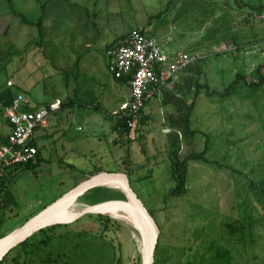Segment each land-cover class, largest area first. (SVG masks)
I'll return each instance as SVG.
<instances>
[{
    "label": "rangeland",
    "instance_id": "rangeland-1",
    "mask_svg": "<svg viewBox=\"0 0 264 264\" xmlns=\"http://www.w3.org/2000/svg\"><path fill=\"white\" fill-rule=\"evenodd\" d=\"M11 1L16 12L36 21L46 0ZM169 1L50 0L44 4L39 42L36 28L23 25L9 3L0 0V88L9 82L11 91L22 93L30 105L53 103L63 111L45 118L58 130L48 133L55 134L53 138L38 137V163L18 169L6 184L0 235L19 228L94 169L125 173L123 159L128 153L131 188L152 214L159 232L154 264H219L218 248L229 252L228 264H264L263 221L251 239L230 233L237 224V205L245 197L253 201L250 181L264 177V86L255 96H248L243 87L231 98L198 95L192 128L210 137L206 157L213 163H190L187 193L182 198L164 203V195L173 187L166 118L176 111L162 104V94L149 99L143 110L147 124L139 132L135 126L125 146L112 143L116 139L110 131L111 115L129 93L106 71L103 40L105 51L106 45L141 27L157 38L167 55L197 53L201 59L194 63L193 72L179 73L174 82L184 86L191 77L192 82L208 84L211 91L222 92L237 73L249 82L259 65L264 68V11L252 14L247 7H234L233 0H172L167 6ZM243 2L264 5V0ZM81 55L77 71L73 57ZM69 72L78 73V87L75 104L67 109ZM193 92L187 102L192 101ZM140 133L143 137L134 140ZM204 141L198 135L189 145L183 142L181 156L200 152ZM81 170L84 175L77 172ZM92 199L104 198L86 195L59 216L68 217L71 209L84 204L93 206ZM252 205L256 208L253 218L263 219L261 205L255 200ZM54 227L56 237L46 246L19 259L11 253L3 264H141L140 237L111 215H84Z\"/></svg>",
    "mask_w": 264,
    "mask_h": 264
},
{
    "label": "trees",
    "instance_id": "trees-1",
    "mask_svg": "<svg viewBox=\"0 0 264 264\" xmlns=\"http://www.w3.org/2000/svg\"><path fill=\"white\" fill-rule=\"evenodd\" d=\"M9 3L10 11L16 15L23 25L36 28L37 36L39 42L42 39L43 36V12L45 10L44 4L49 2L50 0H46L42 8V15L38 17L36 21L28 18L27 16H24L21 13L16 12V10L13 7L11 0H6ZM172 0H170L167 3V6L170 5ZM234 7L237 8H245L247 7L252 14H261L262 11H264V5L259 4L258 6H253L247 3H244L243 0H233ZM124 37L121 36L118 39H115L108 45H106L105 50L113 49L114 47L118 46ZM264 41V40H262ZM200 61V60H199ZM198 62V61H197ZM196 63V62H195ZM194 63L190 64L186 69H184L181 73L184 72H193ZM263 65H259L255 71L252 73L253 78L252 80L247 82L246 76L241 75L237 73L235 75V79L222 91H211L208 87V84H199L197 81L192 82L191 77L187 81L186 85H182L179 82H174L171 89H161L159 91L160 94H162V104L164 106H172L176 114L175 115H169L166 118L167 122V128L169 131L165 133V136L167 138L166 148H167V160L169 165V173H170V180L173 183V187H171L167 194L164 195V203L172 198H182L187 193V177H188V169L190 163H203V164H211V162L207 157V153L209 151V143H210V137L205 134L204 132L192 128V115L195 107V100L198 97L199 94L204 93L206 97H212V96H219L221 99L225 98H231L234 97L237 93L240 87L246 88L248 96H255L257 91L261 89V87L264 86V71ZM250 76V77H252ZM116 83L126 85V79H117L114 80ZM191 90H194L192 101L187 102V97L191 94ZM10 87L5 86L4 88H0V101L1 103L6 106L9 104V102L12 100V98L15 96ZM157 96V92L154 93L153 97ZM74 99H70L71 105H74ZM149 101L146 102V104ZM68 104V105H69ZM91 104V103H88ZM145 104V106H146ZM45 106L44 104H42ZM40 106H36L35 108H30L29 106L25 107L26 111L34 112L38 110ZM143 110L144 108L140 109L137 115L134 117H131V120L134 122V127L137 126L138 129L136 130L139 132L146 124L148 117L143 116ZM0 117L1 111H0ZM113 118V125L110 127V131L115 135L114 141H112L113 144L120 143L122 146L128 142L127 139L131 133L130 128L127 127V117L121 116L120 114H114L111 115ZM6 122V121H5ZM203 136L205 138L203 149L200 152L190 151L184 156H181L180 149L182 143H186L189 145L191 141L195 139L196 136ZM143 137V133H140L138 137L134 138V140H139ZM5 141L2 143L4 144ZM130 142V141H129ZM33 144L37 146L36 140L33 141ZM38 148V147H37ZM37 154L35 156L34 162H28L25 164H20L17 166L12 167V171H8V174L5 178L2 179L0 182V212H3L5 208H2V205L4 203V200L1 198L2 194L6 191V184L9 181L13 180V174L18 170H26L31 167H33L35 164L38 163V156H39V149H37ZM128 152V150L126 151ZM129 154L126 153V156L123 159V165L125 166L124 172L127 175L128 179L130 178V170L132 167V163L129 160ZM131 166V167H130ZM10 169V170H11ZM102 169H94L89 172V175L97 174L99 172H102ZM81 175L83 174V171L79 172ZM147 176H144L143 178H146ZM142 178V179H143ZM248 191L252 195L253 201L257 202L259 205H261V209L263 211V219H254L253 213L256 208L252 205L253 201L245 197L240 204L237 205V224L234 227H231V234H235L236 236H239L241 238H252L254 237V230L256 227L260 225V222H264V177L260 180H257L256 182L250 181V184L248 186ZM6 193V192H5ZM4 193V194H5ZM88 195H93L97 197H102L103 202L111 204L113 207L123 209L125 207V197L122 193H116L108 188H95L88 192ZM247 198V199H246ZM108 200H111L110 202ZM250 200V201H249ZM101 201V202H102ZM100 201L96 199L95 203H99ZM97 205V204H96ZM151 214V213H150ZM152 215V214H151ZM55 227H49L46 229H43L35 234H33L30 238H28L24 243L18 245L13 250L10 251V253L2 260L0 261V264H3L7 261V257L11 253H16V258H20L22 255H33L34 252L38 251L42 246H46L50 241H52L53 238L56 237L54 234ZM5 235H0V238ZM41 237V238H40ZM43 248V247H42ZM229 252L226 249L218 248L216 250V259L218 260L219 264H228L230 260ZM119 260L117 259V263Z\"/></svg>",
    "mask_w": 264,
    "mask_h": 264
},
{
    "label": "built area",
    "instance_id": "built-area-1",
    "mask_svg": "<svg viewBox=\"0 0 264 264\" xmlns=\"http://www.w3.org/2000/svg\"><path fill=\"white\" fill-rule=\"evenodd\" d=\"M262 47L264 49V43ZM104 53L106 71L111 78L127 80L128 100L113 115L127 117L130 129L134 128L131 117L145 108L155 92L158 94L161 89H171L176 76L201 59L197 53L167 55L157 38L141 27L129 30L118 46ZM6 86L11 84L7 82ZM27 106L28 102L19 93L6 106L0 101L1 116L10 127L6 142L0 144V182L12 167L34 162L38 148L33 141L40 128L45 126L47 115L59 108L58 105L41 106L30 112L25 110Z\"/></svg>",
    "mask_w": 264,
    "mask_h": 264
},
{
    "label": "water",
    "instance_id": "water-1",
    "mask_svg": "<svg viewBox=\"0 0 264 264\" xmlns=\"http://www.w3.org/2000/svg\"><path fill=\"white\" fill-rule=\"evenodd\" d=\"M120 184V191L125 197L123 209L113 207L109 203L71 209L68 217H60V211H66L74 203L88 195L95 188L111 189L112 184ZM68 211V210H67ZM76 212V213H75ZM108 214L130 226L140 237L142 243L141 264H154V254L158 245V228L150 212L145 208L138 196L132 190L130 181L125 173L99 172L88 175L66 193L60 195L52 203L29 218L16 230L0 238V261L11 250L24 243L33 234L53 226L67 225L84 215Z\"/></svg>",
    "mask_w": 264,
    "mask_h": 264
},
{
    "label": "crops",
    "instance_id": "crops-1",
    "mask_svg": "<svg viewBox=\"0 0 264 264\" xmlns=\"http://www.w3.org/2000/svg\"><path fill=\"white\" fill-rule=\"evenodd\" d=\"M103 28V27H102ZM105 43H106V40H103L101 43H100V46H101V50H103V57H104V64H105V51H104V45H105ZM91 45H89L88 46V49L90 50L91 49ZM163 50V49H162ZM81 57H82V55L80 56V57H73V60H74V64H73V67L75 68V70H77V71H79V63H80V59H81ZM59 68V67H58ZM105 68H106V66H105ZM78 73H73V72H69V73H66V77L68 78V82H67V85L69 86V88H68V90H69V94H68V96H69V98H68V104L70 103V99H73V98H75V89L78 87L77 86V84H76V79L75 78H77L78 77V75H77ZM45 78H48V75L45 73ZM114 81V80H113ZM12 86V85H11ZM128 93H129V91H128ZM18 94V93H17ZM19 94H22V93H19ZM153 97V96H152ZM151 97V98H152ZM27 101V100H26ZM28 102V101H27ZM42 104H45V106H53V103L51 104H48V103H36L35 105H30V103L28 102V106L30 107V108H35L36 106H43ZM71 104H69L68 106H67V109H69V106H70ZM62 110H61V106L59 105V108H58V110H56V111H53V113H57V112H61ZM63 112V111H62ZM114 112H116V111H114ZM113 112V113H114ZM51 122H47L46 121V124H45V126H43V127H41L40 128V130H41V134L40 135H38L37 136V138H36V142L38 143V137L39 136H42L43 134V136H42V138H44V139H46V138H53L54 136H56L55 134L53 135V136H51L50 134H48V133H51L50 131H53V130H55V131H57L58 130V128H55V127H53V126H55V125H52V124H50ZM50 125V126H49ZM52 125V126H51ZM39 130V131H40ZM10 133V127L8 126V124L3 120V118L2 117H0V144H2L4 141H5V139L7 138V136H8V134ZM51 136V137H48V136ZM39 144V143H38ZM37 144V145H38ZM37 147H39V146H37ZM39 151H40V149H39ZM39 158V157H38ZM81 171H83V170H81ZM81 171H77L78 173L79 172H81ZM80 174V173H79ZM81 175V174H80ZM92 201V203L90 204V205H96V199H92L91 200ZM111 200H109V202H110ZM100 204H105V202H99Z\"/></svg>",
    "mask_w": 264,
    "mask_h": 264
},
{
    "label": "bare ground",
    "instance_id": "bare-ground-1",
    "mask_svg": "<svg viewBox=\"0 0 264 264\" xmlns=\"http://www.w3.org/2000/svg\"><path fill=\"white\" fill-rule=\"evenodd\" d=\"M116 184H117V185L112 184L111 187H113V188H117V189H120L121 185L118 184V183H116ZM118 185H119L120 187H119ZM60 212H61V211H60ZM60 212H59V213H60ZM59 213L57 214V216H59Z\"/></svg>",
    "mask_w": 264,
    "mask_h": 264
}]
</instances>
